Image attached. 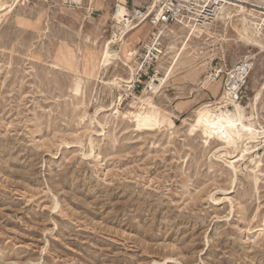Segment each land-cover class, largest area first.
Wrapping results in <instances>:
<instances>
[{"label":"rangeland","instance_id":"obj_1","mask_svg":"<svg viewBox=\"0 0 264 264\" xmlns=\"http://www.w3.org/2000/svg\"><path fill=\"white\" fill-rule=\"evenodd\" d=\"M119 1L134 21L135 5L153 10L154 0L0 8V264H264V144L233 163L241 145L225 130L208 142L190 131L195 110L217 99L219 84L222 92L221 78L209 81L215 70L257 53L237 32L242 15L197 29L176 65L188 29L169 27L156 73L139 88L116 87L112 79L135 74L152 32L146 22L126 37L133 72L121 60L103 66ZM243 1L246 13L264 12V0ZM251 61L247 112L264 53ZM155 78L164 79L155 104L174 125L137 129L123 113Z\"/></svg>","mask_w":264,"mask_h":264},{"label":"bare ground","instance_id":"obj_2","mask_svg":"<svg viewBox=\"0 0 264 264\" xmlns=\"http://www.w3.org/2000/svg\"><path fill=\"white\" fill-rule=\"evenodd\" d=\"M221 1L223 2V11L218 16L216 21L220 19L231 20L235 16L242 15V26L237 29V32L244 40L249 42L253 47H255V49H257V53L250 56V58L264 53V39L262 38V33L260 32V27L264 25V12H258L255 9H250V11H247L246 13L245 5H243L246 3V1L243 0ZM14 2L15 0H0V8H8L13 6ZM81 2L82 0H75V3L80 4ZM156 6L157 0H154L153 10H151L150 8L152 7H150L148 8V12H153L156 9ZM233 11L236 12L233 13ZM113 16L117 24V29L120 32L117 33V31H115L113 38L105 42V45L101 51L100 62L103 66H108L117 60H121L123 65L127 66L131 72H133L134 69L129 62L132 60L134 54H136L137 51L129 48L125 51H122V48H124L125 45L128 47L130 45L126 41L127 35L133 30L141 29L146 25V21L144 18H139L137 21L132 20L130 12L126 6V2L121 1H119L117 4V9L114 11ZM182 28H187L188 31L186 38L183 41L184 45L177 47V58L175 65L186 50V39L188 38L189 42L193 35L196 34L197 30L192 26H182ZM117 43L121 49H114L113 44ZM171 48L174 49L176 47L173 45ZM132 79L133 76L127 79L117 76L109 83L116 87H122V83H131L133 81ZM163 82V78L153 79L146 88L144 94L140 97H136L132 102L131 107L135 109L123 113L125 117H130L135 120V126L137 129H142L144 127L154 128L160 126L161 124H166L169 126L174 125V120L169 115L170 113L161 109V107L155 104L153 99V95L157 93L159 88L163 85ZM219 89L220 84L218 90H216L218 94L215 92L217 95V99L215 101L203 103L195 110L193 115V123L190 124V131L194 132L196 129L200 128L204 138H206V142H208L210 138L222 135L223 131L225 130L227 132L226 136L228 138V144L234 146H237L238 144L241 145L242 153L237 157L235 156L236 159L233 161V163L243 161L247 154L255 152L257 147L259 148L262 143L264 144V126L260 127L258 125V103L262 98V89H264V83L262 84L261 88L258 89L255 98L250 104V112H247V107L242 105L241 102L227 98V96L221 91L218 92ZM76 91L77 93L80 91L79 82H77ZM118 106L119 105L117 104L113 108L116 114L120 113ZM256 158L258 159H252V161L256 163L257 167H259L261 165V155L259 152L256 153ZM221 199L222 198H217L215 199V202L218 204Z\"/></svg>","mask_w":264,"mask_h":264},{"label":"built area","instance_id":"obj_3","mask_svg":"<svg viewBox=\"0 0 264 264\" xmlns=\"http://www.w3.org/2000/svg\"><path fill=\"white\" fill-rule=\"evenodd\" d=\"M68 1L75 3V0ZM222 3L221 0H157L156 9L151 13L148 12V8L146 10L133 7L136 18H144L152 28L150 37L143 46L144 53L137 59L133 88H139L143 80L151 78L156 73L155 67L162 53L163 33L166 29L175 25L205 28L222 13ZM260 28V32L264 35V25ZM253 66L251 58H245L225 73L223 68L216 69L209 81H217L221 78L222 93L227 98L242 103L246 97ZM222 73L223 77H221Z\"/></svg>","mask_w":264,"mask_h":264},{"label":"crops","instance_id":"obj_4","mask_svg":"<svg viewBox=\"0 0 264 264\" xmlns=\"http://www.w3.org/2000/svg\"><path fill=\"white\" fill-rule=\"evenodd\" d=\"M109 1H111V0H109ZM96 2H97V3H96L97 6H99V4H100L99 0H96ZM92 3H93V1H92ZM105 4H106V2L103 3V6H105ZM134 7H137V6L135 5Z\"/></svg>","mask_w":264,"mask_h":264}]
</instances>
